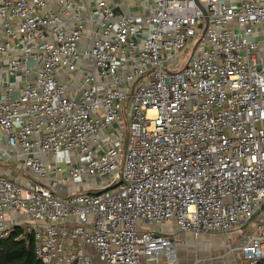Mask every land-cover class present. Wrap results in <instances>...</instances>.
<instances>
[{
    "label": "built area",
    "instance_id": "1",
    "mask_svg": "<svg viewBox=\"0 0 264 264\" xmlns=\"http://www.w3.org/2000/svg\"><path fill=\"white\" fill-rule=\"evenodd\" d=\"M263 204L264 0H0V239L183 264L178 233L216 235L264 264Z\"/></svg>",
    "mask_w": 264,
    "mask_h": 264
},
{
    "label": "rangeland",
    "instance_id": "2",
    "mask_svg": "<svg viewBox=\"0 0 264 264\" xmlns=\"http://www.w3.org/2000/svg\"><path fill=\"white\" fill-rule=\"evenodd\" d=\"M203 25L204 24L202 22V24H200V30H202ZM67 157H68L67 155L63 156V159H66ZM58 164H60V162H58ZM73 189L75 190V187ZM260 219L261 218L258 216L254 217L249 222L250 224L245 226L244 230L246 228H248V229L243 233V235L246 233H249V232H253L256 229L257 224H259ZM164 229L165 230H172V229H174V227L171 225H167L164 227ZM186 234H187V236L183 235V236H181L182 238H180V239H182V241L188 242V244L194 243L195 239L193 238V236L190 233H186ZM232 236L233 237H231L230 240H231V242H234L235 241V235H232ZM223 240L224 239L221 236L202 235L199 238V243H200L199 247L194 246L193 249L191 251H189L187 254L190 258H196L197 256L199 258L203 257V259H205V261L208 264H224L225 262H229L228 260H230L233 263L235 261L234 259L236 257V254L235 255L232 254L233 256H230L229 258H228V256L224 257L223 255L226 252V246H223V245L219 246L218 245L219 247H213V244H220V243H222ZM202 243H204L207 246V249H209V250H203L202 249ZM210 244H212V248H210ZM196 248H197V250H196ZM212 257H216L217 260L212 261V259H211Z\"/></svg>",
    "mask_w": 264,
    "mask_h": 264
},
{
    "label": "trees",
    "instance_id": "3",
    "mask_svg": "<svg viewBox=\"0 0 264 264\" xmlns=\"http://www.w3.org/2000/svg\"><path fill=\"white\" fill-rule=\"evenodd\" d=\"M21 229H16L11 236L0 239V264H42L34 251L33 236L17 239Z\"/></svg>",
    "mask_w": 264,
    "mask_h": 264
},
{
    "label": "crops",
    "instance_id": "4",
    "mask_svg": "<svg viewBox=\"0 0 264 264\" xmlns=\"http://www.w3.org/2000/svg\"><path fill=\"white\" fill-rule=\"evenodd\" d=\"M15 173H16V171L14 172V174H15ZM31 177H33L34 180L36 179V178H34V176H31ZM257 216H258V215H257ZM247 229H248V228H247ZM247 229L242 230V232H245ZM242 232H241V233H242ZM183 235H186V236H187V234H185V233H178V234H177V238L180 239V238H182L181 236H183ZM191 237H192V236H191ZM180 240H182V239H180ZM194 243H195V241H194ZM194 243L189 244L188 247H185L183 244L179 246V250H180V254H181V258H182L183 264H194L196 258H199L198 256H197L196 258H190V257L188 256V254H187L189 251H191V250L193 249V247H194ZM216 245H217V246H216ZM218 245H219V246H221V245L226 246L224 240H223L222 243H220V244H213V247H219ZM202 249H203V250H209V249H207V246H206L204 243H202ZM186 250H187V251H186ZM199 259L201 260L200 264H208V263L205 261V259H203V257H201V258H199ZM228 261H229V262H225L224 264H232V262H231L230 260H228Z\"/></svg>",
    "mask_w": 264,
    "mask_h": 264
},
{
    "label": "water",
    "instance_id": "5",
    "mask_svg": "<svg viewBox=\"0 0 264 264\" xmlns=\"http://www.w3.org/2000/svg\"><path fill=\"white\" fill-rule=\"evenodd\" d=\"M196 2H198V0H196ZM201 6V5H200ZM201 8L203 9V11H204V13L206 14V11L204 10V8L201 6ZM204 33H205V30H204V32L201 34V36H200V38H199V41L196 43V45H195V47H194V49H193V53H194V51H195V49L197 48V46H198V44H199V42H200V40H201V37H203V35H204ZM262 209H264V204H263V206H262Z\"/></svg>",
    "mask_w": 264,
    "mask_h": 264
}]
</instances>
